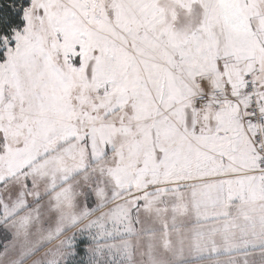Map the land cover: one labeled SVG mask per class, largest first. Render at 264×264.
<instances>
[{
  "label": "snow or ice",
  "instance_id": "obj_1",
  "mask_svg": "<svg viewBox=\"0 0 264 264\" xmlns=\"http://www.w3.org/2000/svg\"><path fill=\"white\" fill-rule=\"evenodd\" d=\"M0 264H264V0H0Z\"/></svg>",
  "mask_w": 264,
  "mask_h": 264
}]
</instances>
